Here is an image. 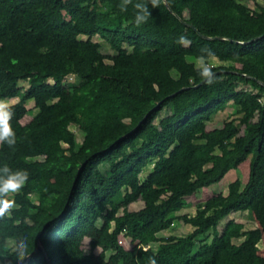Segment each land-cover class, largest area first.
I'll list each match as a JSON object with an SVG mask.
<instances>
[{
    "label": "trees",
    "instance_id": "1",
    "mask_svg": "<svg viewBox=\"0 0 264 264\" xmlns=\"http://www.w3.org/2000/svg\"><path fill=\"white\" fill-rule=\"evenodd\" d=\"M248 1L253 8L241 0H0V101L27 84L9 105L15 143L0 142V165L27 177L0 217V264H17L18 243L21 264H88L97 247L101 264H264L254 241L236 245L218 232L230 214L246 212L264 233V0ZM138 3L150 12L140 24ZM94 37L123 62H106ZM186 44L196 59L219 64L197 68ZM166 74L173 77L158 80ZM219 84L231 91L194 98ZM30 102L39 109L22 125ZM227 109L229 119L208 129ZM246 160L245 184L236 179L193 216L179 215ZM150 165L156 185L140 180ZM175 220L192 231L158 238ZM99 221L111 231L74 257L70 244Z\"/></svg>",
    "mask_w": 264,
    "mask_h": 264
},
{
    "label": "rangeland",
    "instance_id": "2",
    "mask_svg": "<svg viewBox=\"0 0 264 264\" xmlns=\"http://www.w3.org/2000/svg\"><path fill=\"white\" fill-rule=\"evenodd\" d=\"M244 4L249 6L250 8H253V3H251L248 0H241ZM258 3L262 4L264 6V3L261 1H257ZM94 42H97L101 46V52L104 54L107 59L106 62L112 63V64H118L122 63L123 61L119 59L115 53L111 51L109 46L105 44L100 38L94 37ZM187 47V55L186 59L188 62H192L197 68H207L212 65H218V61L213 59L207 64L206 62L196 59L194 57V47L191 44H186ZM32 68H40V65L35 63L31 65ZM173 77L172 74H166L159 76V81H165L169 79L170 77ZM68 83L70 84H78L76 80L73 78L68 80ZM20 91L21 95L18 96L15 99H6L3 102H6L7 105L15 104L18 102L19 98H21L23 91L27 87L26 82H20ZM231 88L228 85L219 84L213 87H208L203 91V93L195 95L194 98L198 99L200 96H207L210 99H214L219 93L224 92H230ZM39 109L37 106L34 105V103L30 102L26 106V114L21 120V124H27L31 118L32 115L35 113V111ZM229 109L225 110L224 112H219L216 114L212 120L208 124V129H212L215 127H219L222 125L224 121H227L229 119ZM240 116L236 117V124L238 125V135H243L244 133V126L239 124L238 119ZM70 129L74 131L76 135V141L78 144H81L82 141V135L81 133L74 127L70 126ZM249 175V162L248 160L242 162L238 170H230L224 178L215 185H212L210 188L202 190L198 195L188 199L185 201L184 208L179 213V215H187V216H193L195 214V208L198 203H201L205 200H207L209 197L216 195L218 193H224L227 185L231 183L232 181L236 179H240L243 184H245L248 180ZM146 178H150V182L154 185L158 183V180L156 179L155 175L153 174L152 166L150 165L148 168H146L143 173L140 176V180L143 181ZM130 208L134 210H138L141 208V203L133 204ZM111 229L106 227L101 221H99L94 229H92L88 235L84 238L83 242L80 244H70V248L73 250V256L79 257L81 255L87 254L89 252V244L91 242L99 243L102 238L110 232ZM192 231V228L190 226H187L182 223L180 220H175L173 225L170 229L166 231H162L158 233V238H166L168 236H185L188 233ZM218 232L219 235L222 238L230 239L234 244L238 245L244 240H250L254 241L257 245L258 254L262 257H264V233L259 227L258 223L254 220V218L244 212V213H232L228 217H226L223 221L220 222L218 226ZM210 238L207 240H204L199 245V252L196 254V257H202L206 254L208 250V244H209ZM119 243L120 245L126 249L131 250L132 245L129 243V240L120 236L119 237ZM157 244H150V248L155 250ZM100 248H95L93 251L94 258L88 262V264H101L104 260L100 257Z\"/></svg>",
    "mask_w": 264,
    "mask_h": 264
},
{
    "label": "clouds",
    "instance_id": "3",
    "mask_svg": "<svg viewBox=\"0 0 264 264\" xmlns=\"http://www.w3.org/2000/svg\"><path fill=\"white\" fill-rule=\"evenodd\" d=\"M136 8L138 11L135 16V22L137 24L143 23L150 15V12L145 4L138 3L136 4ZM207 76L211 78L212 73L210 70L207 71ZM12 115V110L7 103L0 101V142L6 143L9 146L15 143V133L9 124ZM26 180L25 174L19 172L12 173L6 165H0V217H4L11 212L13 204L10 201L16 193L21 191ZM24 247L23 243H18L12 253L17 264H21L24 258ZM151 264H156L154 259Z\"/></svg>",
    "mask_w": 264,
    "mask_h": 264
},
{
    "label": "water",
    "instance_id": "4",
    "mask_svg": "<svg viewBox=\"0 0 264 264\" xmlns=\"http://www.w3.org/2000/svg\"><path fill=\"white\" fill-rule=\"evenodd\" d=\"M206 39H209V38H207V37H205ZM205 82V80H203L201 83H199L197 86H195V87H198L199 85H201L202 83H204ZM174 94H172V95H170V96H173ZM146 117H147V115L139 122V124L140 123H142L145 119H146Z\"/></svg>",
    "mask_w": 264,
    "mask_h": 264
}]
</instances>
